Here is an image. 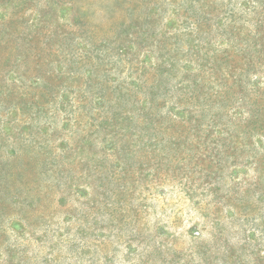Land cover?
Returning a JSON list of instances; mask_svg holds the SVG:
<instances>
[{"label": "rangeland", "instance_id": "rangeland-1", "mask_svg": "<svg viewBox=\"0 0 264 264\" xmlns=\"http://www.w3.org/2000/svg\"><path fill=\"white\" fill-rule=\"evenodd\" d=\"M0 264H264V0H0Z\"/></svg>", "mask_w": 264, "mask_h": 264}]
</instances>
